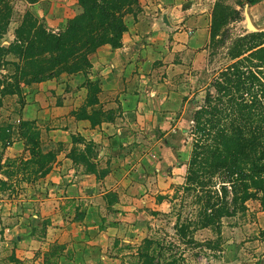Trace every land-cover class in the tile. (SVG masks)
Segmentation results:
<instances>
[{"label":"rangeland","instance_id":"1","mask_svg":"<svg viewBox=\"0 0 264 264\" xmlns=\"http://www.w3.org/2000/svg\"><path fill=\"white\" fill-rule=\"evenodd\" d=\"M5 3L10 9L8 22L17 20L19 27L30 14L37 25L41 23L54 33L80 13L67 19L62 16L63 22L55 29L26 11V3L21 0H0L1 6ZM187 3L183 21H176L175 29V45L182 48L154 63L156 69L171 65L168 74L157 71L152 76L157 83H165L167 78L170 87L140 88L141 95L150 98L152 114L141 109L138 118L132 119L134 123L124 125L122 155L114 164L119 173L113 174L108 183L103 181L108 160L100 156L99 145L92 141L93 153L85 150L84 142L73 143L72 134L70 147L62 139L51 144L35 122L42 152L55 153L48 173L54 166L64 167V174L50 176L41 175L37 158L26 164L31 156L26 150L25 155L13 156L5 149L8 144L0 141V264H140L136 254L144 249L146 238L162 239L167 245L163 261L175 258L177 264H264V210L258 200H248L244 211L222 218L218 229L191 226L194 242L187 241L190 236L181 239L176 232L178 219H196L194 194L184 189L196 137L195 112L205 104L208 92L216 95L212 84L235 60L229 54L235 39L250 33L245 11L257 28L255 32L264 31V0L255 4L247 0ZM212 25L217 28L214 37ZM199 32L206 36L205 43L184 55L183 45ZM4 57L3 75L11 81L10 76L16 73L13 63L22 62L13 53ZM165 90L174 92L171 103L163 102ZM5 102L6 95L2 96L1 107ZM17 102L20 105L18 95ZM5 117L0 126L12 124ZM18 123H14L12 137L17 135ZM74 148L73 154L82 151L85 160L76 163L71 157L64 159L62 152L68 157ZM58 157L61 159L55 164ZM78 171L96 177L95 181L85 180L87 188L81 195L67 190L79 179L75 177ZM121 178L122 183H117ZM109 188L116 190L107 191Z\"/></svg>","mask_w":264,"mask_h":264},{"label":"trees","instance_id":"2","mask_svg":"<svg viewBox=\"0 0 264 264\" xmlns=\"http://www.w3.org/2000/svg\"><path fill=\"white\" fill-rule=\"evenodd\" d=\"M139 1L78 0L82 11L58 33L41 23L37 25L33 16L27 14L15 31L14 41L0 45V57L13 53L22 62L13 63L16 73L13 78L10 76L11 81L8 75L0 78V107L2 96L7 94H17L20 105L24 104L21 82H39L61 72H87L91 67L89 55L99 46L120 47L126 30L124 17L138 7ZM258 1L247 0L249 4ZM9 15L6 3L0 5V35ZM216 34L217 28L212 25L211 37ZM229 54L235 60L213 82L216 95L208 92L205 104L194 115L196 137L184 189L194 194L196 219H178L175 223L179 237L190 236V242H194L191 226L218 229L222 218L244 211L248 200H258L264 210V31L237 37ZM86 88V101L73 114L88 119L92 125L112 119V111L105 112L100 106L98 83L87 79ZM12 129V124L0 126L4 145L11 142ZM16 133L31 155L26 164L37 158L41 175L48 173L55 153L42 152L35 121L20 119ZM72 141L84 142L85 150L93 153V144L82 136L72 135ZM75 150L68 157L76 163L85 160L84 152L74 155ZM143 245L144 249L136 254L140 264H177L175 258L161 260L167 249L162 239L146 238Z\"/></svg>","mask_w":264,"mask_h":264},{"label":"crops","instance_id":"3","mask_svg":"<svg viewBox=\"0 0 264 264\" xmlns=\"http://www.w3.org/2000/svg\"><path fill=\"white\" fill-rule=\"evenodd\" d=\"M21 1L26 3V11L33 12V15L49 28L58 29L57 26L63 22L62 16L67 19L81 12L77 0ZM187 6H189L187 0H140L138 7L124 17L126 30L122 34L120 47L113 48L109 44L99 46L89 57L91 67L87 74L80 71L62 72L39 82L29 84L21 82L20 87H23L25 94L24 104L17 105L16 94H7L5 105L0 109V120L6 115L5 118H9V122L13 124V130H15L14 123L19 122L20 119L33 120L38 124L41 135H45V139L48 137L46 140L51 144L66 140L70 147L72 145L70 134L97 143L100 147V156L108 160V172L104 174L103 179L105 184L108 183L110 179L112 180L113 174L119 173L114 164L122 155L124 125L134 123L132 119L138 118L141 109L150 113L152 111L150 98L141 95L140 88L143 87L145 90L151 89L150 87H170L168 85L170 80L167 78L164 79L165 83H157L156 80L153 81L152 76H156L157 71L168 74V70H172L171 65H162L156 69L154 63L156 60L167 58L171 51L177 50L176 48H182V45L177 47L175 45V33H177L175 29L176 23L183 21L182 12ZM18 24L20 23L17 20H9L6 32L0 37V45H8L14 41L15 28ZM205 41L206 36L200 32L195 33L190 41L183 45L186 48L183 54L187 55L191 50L193 52L199 50ZM3 59L6 60L4 56L0 57V63H3ZM3 66L0 64V78L5 74ZM88 78L98 81L101 88L98 94L100 106L105 112L112 111L113 116L112 119L96 125H92L88 119L77 118L73 114V111L80 109L86 101L85 81ZM167 92L165 90L166 96L163 101L166 104L172 102L174 93ZM140 96L143 97L142 101L139 99ZM124 119L131 121L122 122ZM5 149L13 156L25 155L26 152L23 140L17 135H13ZM62 154L65 160H71L65 152ZM79 172L75 176L79 179L73 181L69 189L67 188L77 195H81L87 188L85 180L96 179L93 174L80 172L79 175ZM51 174H64V167L54 166L47 176ZM116 182L122 183V178ZM109 190L116 188H109L107 191Z\"/></svg>","mask_w":264,"mask_h":264},{"label":"water","instance_id":"4","mask_svg":"<svg viewBox=\"0 0 264 264\" xmlns=\"http://www.w3.org/2000/svg\"><path fill=\"white\" fill-rule=\"evenodd\" d=\"M245 20H246V27L250 32H255L257 31V28L253 25L250 16L248 13L245 11Z\"/></svg>","mask_w":264,"mask_h":264}]
</instances>
